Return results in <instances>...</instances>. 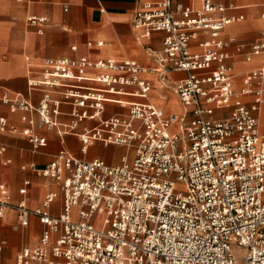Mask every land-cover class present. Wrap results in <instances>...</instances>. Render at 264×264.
<instances>
[{
    "label": "built area",
    "instance_id": "built-area-1",
    "mask_svg": "<svg viewBox=\"0 0 264 264\" xmlns=\"http://www.w3.org/2000/svg\"><path fill=\"white\" fill-rule=\"evenodd\" d=\"M233 9L213 0L199 8L146 2L134 16L139 37L167 34L160 48L151 49L155 67L131 58H46L40 77L28 82L31 92L42 94L38 104L21 96L3 99L12 112H23V134L34 152L47 140L35 133L31 113L57 134H77L84 154L92 142L125 147L129 154L112 165L61 150L46 166H34L35 174L57 182L61 191L47 193L37 209L25 200L12 203L2 185L0 253L3 220L13 209L24 230L33 216L44 226L16 264H264V30L248 52L235 37L224 39L228 26L244 20L229 15ZM28 21L42 33L48 20ZM241 55L262 61L239 83L229 60ZM94 69L99 73L88 76ZM177 72L186 76L171 88L184 111L167 113L152 102L154 83L143 75H156L165 85ZM107 102L129 111L103 119ZM87 121L98 124L79 131ZM5 150L0 147V154ZM28 186L26 180L22 195Z\"/></svg>",
    "mask_w": 264,
    "mask_h": 264
},
{
    "label": "crops",
    "instance_id": "crops-1",
    "mask_svg": "<svg viewBox=\"0 0 264 264\" xmlns=\"http://www.w3.org/2000/svg\"><path fill=\"white\" fill-rule=\"evenodd\" d=\"M154 0H0V119H5V130L0 129V147L6 150L0 154V195L4 193L1 186L11 196L12 203L26 201L29 208L41 206L45 195L49 192H60L57 182L43 178L32 170L33 167H44L61 150H66L77 158L91 161L107 159L114 156L117 162L129 154L125 147L92 142L87 153L81 152V141L77 134L60 135L56 130H49L40 124L39 116L31 113L35 119V133L47 140L46 146L40 152L32 150L29 137L23 134L28 123L22 120L23 112H12L4 103L6 97L14 99L23 97L33 104H38L40 92H31L28 82L31 78H39L43 61L46 58L88 56L92 59L114 58L117 60L132 59L147 67H155L151 49L162 46L167 34L156 32L149 38H140L134 27V16L146 2ZM199 8L203 0H174ZM215 4L234 6L229 15H243L244 20L228 26L222 33L224 39L235 37L240 43L249 46L262 40L264 30V0H213ZM68 7V10H65ZM30 16L46 17L47 23L43 32L29 23ZM232 35V36H231ZM103 42L100 46L98 43ZM91 43V45H90ZM76 46L78 50L73 51ZM197 49V47H193ZM234 53V48H229ZM232 59V58H231ZM233 69L242 72L255 69L261 65V56H253L250 61L245 56L231 61ZM99 72L89 70L88 76H96ZM184 72L171 73L166 78V87L156 75H143L144 79L154 83L151 100L165 109L167 113H182L184 111L178 95L171 85L185 77ZM94 84V82H85ZM134 91V87L127 88ZM137 100V98L126 97ZM68 110L67 106L63 107ZM129 107L124 104L107 102L103 119L116 114H127ZM62 122L70 121L67 116L60 117ZM97 121L84 122V127H94ZM124 149V151L122 150ZM121 152V154H120ZM120 155H119V154ZM113 154V155H111ZM119 158H118V157ZM10 160L9 165H4ZM109 163V162H108ZM111 164V163H109ZM26 169H23V167ZM26 180L30 181L26 195L20 193ZM61 195L53 204V213L60 212ZM2 246L0 253L4 264H16V257L24 246L33 247L43 229L39 218L31 217L30 226L23 229L19 226L16 212L9 209L3 220ZM28 235V238H27ZM2 260V262H3Z\"/></svg>",
    "mask_w": 264,
    "mask_h": 264
},
{
    "label": "rangeland",
    "instance_id": "rangeland-1",
    "mask_svg": "<svg viewBox=\"0 0 264 264\" xmlns=\"http://www.w3.org/2000/svg\"><path fill=\"white\" fill-rule=\"evenodd\" d=\"M232 36V35H231ZM236 59H239V56H233L232 57V59H231V61H233V60H236ZM232 68H233V65H232ZM250 70H245V71H242V72H238V71H236L235 70V68L233 69V74L235 75V77H236V80L240 83L241 81H242V78H243V76L247 73V72H249ZM123 151H124V149H122ZM119 154V153H118ZM120 154H121V152H120ZM119 154V155H120ZM111 155H113V154H111ZM118 157V156H117ZM119 158V157H118ZM107 161L109 162V163H111V164H113V163H116L117 162V160H116V158H114V156H111V158H109V159H107ZM27 238H28V235H27ZM3 260V259H2ZM3 264H4V260H3Z\"/></svg>",
    "mask_w": 264,
    "mask_h": 264
}]
</instances>
